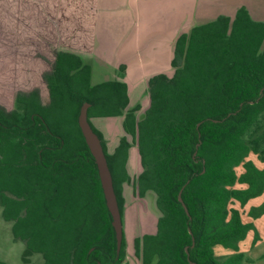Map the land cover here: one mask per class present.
Instances as JSON below:
<instances>
[{"label": "trees", "instance_id": "obj_1", "mask_svg": "<svg viewBox=\"0 0 264 264\" xmlns=\"http://www.w3.org/2000/svg\"><path fill=\"white\" fill-rule=\"evenodd\" d=\"M50 64L42 74L46 102L35 88L16 92L22 111L0 104V206L13 237L25 244L24 257L127 264L124 236L116 253L96 164L77 123L89 102V121L123 116L141 166L137 193L156 194V230L134 240L141 264H250L241 242L255 227L242 220L241 207L264 192V20L240 5L233 15L182 32L173 46V74L149 78L141 117L138 105L129 107L127 83H92L91 65L79 54L57 50ZM91 126L122 216L130 142L123 136L110 154ZM263 212L264 201L249 211Z\"/></svg>", "mask_w": 264, "mask_h": 264}, {"label": "rangeland", "instance_id": "obj_2", "mask_svg": "<svg viewBox=\"0 0 264 264\" xmlns=\"http://www.w3.org/2000/svg\"><path fill=\"white\" fill-rule=\"evenodd\" d=\"M240 4L247 5L255 19L264 20V0H194L184 4L187 9H192V14L180 21L181 29L187 28L188 31L193 25L212 19L219 13L231 14ZM138 6V2L133 5L128 0L115 3L107 0H0V104L7 109L22 111V106L15 101L16 92L35 88L39 90L41 100L46 102L49 93L42 74L50 69L55 51L69 50L91 65L92 82L127 80L132 98L129 107L138 105L136 114L141 117L149 103L147 78L155 69L149 68L148 72L143 73L138 64L141 63V34L136 32ZM127 9L133 14L130 24L134 26L136 34L132 42L134 47L126 43L131 33L124 35L121 32L114 38L107 30V26H110L106 23L108 19L101 18L103 12L113 19L124 11L128 13ZM117 31H121V27H116L114 32ZM136 58L138 63L130 64ZM163 67L167 69L170 65ZM165 73L171 76L173 70ZM90 121L103 134L108 153H113L123 136L130 142L126 163L129 178L122 184L125 261L127 264H141L140 252H135L134 240L156 230L159 216L156 194L148 190L140 197L137 193L135 180L141 166L136 145L131 136L123 131V116L91 117ZM263 201L264 192L241 207L242 220L251 222L255 227L241 242V248L249 260L257 253L264 252V212L256 216L249 213ZM12 224V221L3 219L0 206V260L7 264H42L43 259L38 253L24 257L25 244L13 237ZM255 234L260 239L258 245L257 241L252 243ZM217 248L224 251L220 255L226 254L227 250L222 246ZM251 264H264V261L251 260Z\"/></svg>", "mask_w": 264, "mask_h": 264}, {"label": "crops", "instance_id": "obj_3", "mask_svg": "<svg viewBox=\"0 0 264 264\" xmlns=\"http://www.w3.org/2000/svg\"><path fill=\"white\" fill-rule=\"evenodd\" d=\"M107 1L111 3L112 2L115 3L118 2L119 0H107ZM128 1L131 2L133 5H135L136 2L139 3L138 6L139 23L136 26L137 27L136 32L141 34V63H138L136 58L132 60L130 64H134L137 62L143 73L148 72L147 70L149 68L155 69L153 73L149 75V77H151V75L154 73H158V72L165 73V71L167 70L171 71L172 70L171 67L167 69H163L164 68L163 66H167V64L170 65V61L173 56V46L175 40L179 34V31L182 30L180 26V23L182 22L181 20L183 19L184 16L186 15L191 16L192 14V9L191 8L187 9L186 5L184 4H187L188 2L194 0H128ZM240 5H245V4H240ZM245 6L248 8L247 5ZM236 8L237 7L234 8V11L236 10ZM127 10L128 13L124 11L120 15L117 14V16H120V18L114 16L115 14H113L112 17L114 16L113 17L114 20L110 19L109 15L106 14V12H103L104 14L101 16V18L106 17V19H108L106 23L110 24V26H107V30H109L113 34L114 38L116 35H121V32L122 34L124 33V35L127 33H131V36H129L126 43L129 44L128 46L134 47L132 42L136 34L134 32V26L131 27L130 24L132 21L133 14L132 12H129L130 9ZM233 13L228 15H233ZM219 14H226V13H219ZM116 27H121V31L114 32ZM186 30L187 28H184L180 32V34L182 32H185ZM113 36L111 35L112 39H114ZM137 50L138 49H136V51ZM148 79L149 78H147V82ZM98 82H92V83H98ZM126 83L129 86L127 80ZM130 91L131 90L129 86L128 87L129 104L132 103ZM259 240L260 239L257 240L256 245L259 244ZM251 260L252 262L264 261V252L257 253L254 257H252ZM251 260H250V264H251Z\"/></svg>", "mask_w": 264, "mask_h": 264}, {"label": "water", "instance_id": "obj_4", "mask_svg": "<svg viewBox=\"0 0 264 264\" xmlns=\"http://www.w3.org/2000/svg\"><path fill=\"white\" fill-rule=\"evenodd\" d=\"M89 105H90L89 102H84L80 106L79 114L77 117V123L84 137V140L90 150V153L94 158V162L96 164L98 177L103 191L106 207L111 216V225L115 232L116 253L118 254L123 239L122 216L118 205L116 193L114 190L112 173L108 165V161L105 155L103 145L101 143V139L92 128L87 115V110ZM181 191L182 189L178 193V199L183 205L185 212L188 214L187 206L184 204L181 197ZM97 264H100V262H98ZM191 264H196V263L191 262Z\"/></svg>", "mask_w": 264, "mask_h": 264}]
</instances>
